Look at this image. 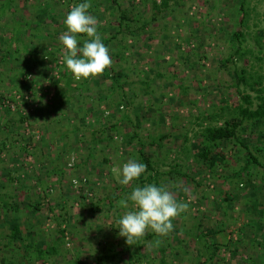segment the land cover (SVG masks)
Listing matches in <instances>:
<instances>
[{"label":"rangeland","instance_id":"374dc122","mask_svg":"<svg viewBox=\"0 0 264 264\" xmlns=\"http://www.w3.org/2000/svg\"><path fill=\"white\" fill-rule=\"evenodd\" d=\"M119 1L120 9H132L133 15L140 10L144 12V19L150 21L147 32L137 41L128 39V46L120 55L122 58L114 56L119 45L117 40L110 44L112 65L125 71L122 77L125 97L120 108L115 101L121 95L119 97L116 91L113 93L111 80L106 79L98 85L95 78L102 73L92 80H76L66 71L64 51L62 45H58L57 33L66 31L63 19L72 6L69 0H14L11 8L0 14V97L3 95L4 99H0V191L7 194L9 202L20 204L18 214L22 216L27 214V202L42 201L43 207L37 213L40 219L38 227L48 242L58 234L60 225L54 217L63 213V203L71 213L69 222L62 224V227H68L66 236L60 240L63 255L52 257L45 264H77L73 263V258L78 255L90 264H97L95 258L101 254L102 248L109 243L118 245L121 239L118 236L117 209L110 210L109 198L121 191L120 197L114 199L117 203L128 195L130 185H120L112 170L119 172L129 159L138 160L134 152L136 140L134 143L125 142L133 126L125 123L122 134L115 135L111 141H93V129L100 127L98 133L106 135L111 131L110 123L117 121L122 111L129 113L134 120L136 107L140 106L142 109L138 114L142 122L137 129L147 142L169 133L161 140L162 147L146 143L144 148L147 153L162 157L169 149L176 150L182 141V138L176 141L173 133L188 132L194 142L198 129L196 121L200 115L212 110L226 115L222 107L238 97L232 86L233 65L230 62L225 67L221 61L232 51L228 39L237 25L241 0H179V4H172L155 19L152 18L150 0H136V6L131 4V0ZM3 3L4 0H0V5ZM252 4L256 5L260 24L264 25V0H252ZM38 5L51 8L58 21L48 16L40 35L24 36V43L35 44L39 48L36 62H29L30 73L25 80L21 75L26 69L24 60L12 56L14 46L10 48L8 63L1 61V55L7 49V37L15 19L29 16L33 22L38 21L35 16ZM110 7L103 2L98 6L100 10L90 11L97 19L100 38L112 33L107 24L116 22L120 10L117 8L116 14L111 16ZM13 64L18 70L13 72L16 75L10 76ZM110 68L111 65L105 70ZM54 72H58V79L52 77ZM144 79H149L152 93L145 92ZM57 102H60L59 112L51 114L49 105ZM147 106L151 110H147ZM20 115L25 119L20 121ZM56 115L60 116L61 124L53 120ZM52 125H63L62 129L70 131L65 141L52 137V129L48 130ZM104 128L107 131L102 132ZM29 135L33 137L31 141ZM244 137L254 139L252 130L246 131ZM64 142L67 145H63ZM232 145L233 141L226 142L228 161L220 167L203 163L198 170L194 161L184 164L183 171L189 166L195 168L191 170L195 180L175 174L165 177L164 184L175 199L177 196L180 198L176 199L177 202L189 205L186 211L172 220L173 230H178L181 238L188 240L190 234L196 233L195 226L201 222L204 226L218 229L209 236L210 241L217 239L225 243L229 238L233 239L232 245L236 246L239 256L232 258L229 250L222 247L220 254L225 263L242 264L243 256L254 255L262 264L264 228L256 229L254 226L253 229L240 230V226L249 218H256L264 225V216L249 212L248 206L255 197L264 201V181L256 164L251 165L256 176L255 186L239 183L236 177H231L245 160ZM89 154L91 156L86 161ZM226 195L230 196V201L225 200ZM91 203H99L100 210L95 215L90 208ZM119 209L123 214L124 209ZM31 220H36V213L32 214ZM27 227L26 223L24 231ZM173 230L167 233L170 235L167 239L181 247L173 237ZM151 231L149 229L146 233ZM4 232L8 230L5 228ZM160 237L163 239L166 235ZM0 249V260L4 255L10 257L11 264H26V260H20L23 251L16 243L11 249L6 246ZM142 250L148 255L159 253L157 244L151 239L146 240ZM191 255H195L194 249H190V254L177 264H194Z\"/></svg>","mask_w":264,"mask_h":264},{"label":"trees","instance_id":"16d2710c","mask_svg":"<svg viewBox=\"0 0 264 264\" xmlns=\"http://www.w3.org/2000/svg\"><path fill=\"white\" fill-rule=\"evenodd\" d=\"M13 1L14 0H4V3L0 5V14H3L7 8H11ZM69 1L72 6L76 3L82 2V0ZM150 1L153 11V19L157 18L158 14L167 11L172 4H179V0ZM103 2L111 5L109 10L111 16L116 14L117 8L120 9L121 7L119 0H99V2L90 0L91 6L89 12L100 10L98 9V6ZM131 4L136 6L138 3H136V0H131ZM254 11L255 14H253ZM237 12V25L232 29L231 36L228 39L232 51L227 58L222 59L221 63L225 67L228 66V63H232V86L235 88L238 97L232 102H227L225 107H222L225 108L226 115H223L221 111L220 113H216L214 112L215 110L200 115L199 119L196 121L198 129L195 131V136L197 137L194 142L191 141L188 132L181 131L173 133L176 141L177 139L182 138V141L177 145L176 150L169 149L166 156L162 157H155L152 153H147L144 149L146 143H149L150 145L157 144L162 147L161 140L167 137L169 133L160 135V138H153L147 142L137 129L142 122L140 115L138 114L142 109L140 106L136 107L137 115L135 116V121L129 113L122 111L121 117L117 121L110 123L111 131H109L108 134L100 135L98 133V128L100 127L93 129V141L96 142V140L104 139L111 141L114 139L115 135L122 134V127L125 123L133 126L131 134L125 139V142L134 143L136 140V148L134 149L135 156L140 162H143L146 165V169L145 173L137 181L130 183V188L127 191L128 194L131 192L134 184L143 185L144 183H155L157 185H165V177L172 174L187 176V178L189 177L188 179L193 178L195 180V177L191 175V170H195V168L189 166L183 171V165H188L190 160L194 161L198 170H201L203 163L210 167L218 165L220 167L221 165L226 164L228 161L227 149H225L227 148L225 147L227 141H233L231 147L237 148L239 153L245 158L242 166L231 174V177H236L239 183L248 186H255L254 180L256 176L251 170V165L256 164L258 165L260 175L264 181V25H261L260 20L257 18L258 13L256 11V5L252 4V0H241ZM35 13V16L38 19V21L35 22H33L29 16H20L15 19L11 34L7 37V49L1 55V61L8 63L9 57L11 56L9 54L10 48L14 46V54L12 56H17L24 60L26 69L21 72V75L25 80L30 73L29 62H36V55L39 48L38 45L24 43V36L30 37L32 35H40L42 29L44 30L45 19L48 16H50L52 20L55 19L58 21L54 13L51 12V8H42L41 5H38V10ZM143 14L144 12L140 10L137 15H133L132 9H120L118 11V16L116 15V22H108L107 26L110 27L112 33L103 35L101 40L108 48L113 41L117 40L119 45L114 53L115 57L122 58L120 55H122L128 46V39L131 38L134 41H137L142 34L147 32L150 26V21L144 19ZM253 18H255V20L251 21ZM63 28L65 27L63 26ZM61 31L62 30L57 33L59 36L61 35L59 34ZM59 44H61L60 41L58 45ZM21 47L23 48V51L20 50ZM21 55L22 57H19ZM110 58L112 61V57ZM110 65V69L105 70L95 79H98V85H101L102 82H106V79L111 80L110 86L113 93L116 91L119 97L121 95L120 99L115 101L117 107L120 108L125 97V90L123 87L124 82L122 81V77L125 76V71L124 68L114 67L112 63ZM15 69L18 70V67L13 64L11 70L12 74H10V76L16 75L15 73L13 74ZM64 70H61L60 72L65 73ZM56 74H58V72H54L52 77L54 78L55 76L58 79L59 77H57ZM92 79L93 78H89V80ZM56 83L53 85L54 88L56 87ZM143 84L145 85V92L148 94L149 92L152 93V89H149V79H144ZM86 88H88V85ZM98 89L100 88L98 87ZM0 99H3V95H1ZM60 102L54 104L51 103L49 105V112L51 114L56 111L59 112ZM147 108V110H151L148 106ZM19 118L21 121L22 119H25V116L20 115ZM80 118L84 121L83 117ZM53 120L57 121V124H61L60 116L53 118ZM62 126L63 125L53 127L52 125L48 128V130L52 129V137H56L59 141H65V138L68 137L70 132L68 129H62ZM7 130L9 129L7 128ZM248 130H252L254 139L249 140L247 137H244V133ZM101 131L105 132L107 130L104 128L101 129ZM28 138L30 141L33 139L31 135H29ZM29 140H26V143L29 142ZM255 140L256 142L253 143ZM63 145H67L66 142H64ZM126 152L129 151L126 150ZM170 152H174L173 157ZM90 156L91 155L89 154L86 161ZM104 160L108 161L106 158ZM62 170L64 169L62 168ZM199 183L200 182L198 181L197 184ZM120 193L121 191L117 192L114 197L109 198V208L110 210H113L114 208L117 209L118 218L122 215V212L119 207H117V203H114V199H118ZM6 195V193L0 191V248L6 246L11 249L12 244L16 243V245L23 251L20 260L22 262L23 259L26 260V262H24L26 264H30L33 261H41L42 264H45L50 258L63 255L60 249L61 247H59L60 240L66 236L68 227H66V225L62 227V224L69 222L71 219V213L65 207V204H62L64 208L63 213L54 217L60 225L57 230L58 234L54 240L48 242L44 235L39 231L38 227V224L40 225V219L37 216V213L40 212L43 207L42 201L37 203L27 202V214L22 216L18 214L20 204L9 202L6 199ZM176 199L179 200V196H177ZM230 199L229 195L225 196L226 201H230ZM129 203V207H131V202ZM248 206L250 208L249 212L264 216V201H261L258 197H255L254 200H250ZM90 208L93 215H95V212L100 210L99 203H91ZM47 209L52 210L53 208L48 207ZM35 213L36 220L33 222L31 217L32 214L35 215ZM58 219L61 220L58 221ZM30 220L32 222H30ZM26 223L28 227L24 231L23 227H25ZM243 224L244 225L240 226V230H246L249 228L253 229L254 226L256 229L264 228L263 223L256 218H249V220ZM5 228L8 230L7 233H3ZM195 228L196 233L193 235L190 234L188 240L182 239L180 232L172 229L174 232L173 237L176 238L178 244H181V247H177V245H174L167 239L170 238L169 234H166V237L162 239L155 232L151 231L137 239L135 245H127L124 238L121 237L118 245L117 243H109L106 247L102 248L101 254H98L95 259L97 264H177V261L181 262L186 255L190 254V249H194L195 255H191V260L194 264H230L229 262L225 263V258L220 254L222 247L229 250L232 258H237V256H239L236 246L232 245V238H229L225 243L217 239L213 241L209 240V236L216 233L218 229L204 226L201 222H199ZM187 232L191 233L189 230H187ZM147 239H151L153 243L157 244L159 250L158 255H148L142 250ZM261 245L264 246V240L261 242ZM13 251L14 249L11 250V254H13ZM257 260V257L254 255L243 256L242 264H261ZM11 262L10 257L4 255L1 257L0 264H11ZM73 263L90 264L81 255H78L77 258H73ZM262 264H264V261Z\"/></svg>","mask_w":264,"mask_h":264},{"label":"clouds","instance_id":"9594fccd","mask_svg":"<svg viewBox=\"0 0 264 264\" xmlns=\"http://www.w3.org/2000/svg\"><path fill=\"white\" fill-rule=\"evenodd\" d=\"M90 6V0L71 6L63 19L66 31L58 37L64 51L66 71L76 80L94 78L112 63L109 48L98 33L97 19L89 12ZM145 169L143 162L129 159L119 172L112 171L120 185L128 186L137 181ZM117 207L124 209L117 220L118 236L123 237L127 245H135L149 229L159 236L169 233L173 229L172 220L189 205L177 202L166 185L144 183L134 184L126 198L117 201Z\"/></svg>","mask_w":264,"mask_h":264}]
</instances>
